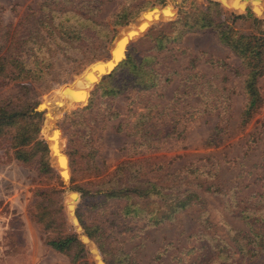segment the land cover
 I'll use <instances>...</instances> for the list:
<instances>
[{"label":"rangeland","instance_id":"1","mask_svg":"<svg viewBox=\"0 0 264 264\" xmlns=\"http://www.w3.org/2000/svg\"><path fill=\"white\" fill-rule=\"evenodd\" d=\"M40 1L0 0L2 24L15 26L21 13L36 8ZM51 1L55 9L66 10L84 0ZM205 1L90 2L98 7L94 19L109 29L113 15L121 13L122 21L112 35L139 12L169 3L172 15L166 10L168 19L148 27L155 35L168 32L165 23L175 17L178 8ZM246 12L264 27V14L255 13L248 3L240 13ZM255 24L247 18L236 21L235 26L253 31ZM145 33L126 46L125 41L118 44L115 54L121 57L134 45L138 55H152L147 66L159 78L153 87L140 88L128 67L117 71L101 88L90 86L96 79L93 73L89 83L81 86L82 75L76 76L81 67L70 69L61 56L55 59L46 81L34 85L36 101L43 98L50 114L42 129L46 141L40 129L39 139L47 149L56 145L63 164L64 153L74 162V173L69 165L61 170L65 183L50 161L49 150L45 164L50 170H46L39 152L27 162L16 160L8 136L0 137V216L5 219L0 264H79L80 259L71 261V249L57 252L46 240L74 232L80 241L79 233L85 235L82 225H97L108 250L125 252L136 264H264L262 250L247 242L241 212L264 213V74L256 81L261 104L241 125L245 70L212 30L188 31L178 40H165L158 46ZM113 86L119 88L118 93L102 91ZM16 93L12 83L0 86V101ZM37 114L42 122L43 115ZM121 161L134 162L131 168L138 179L176 191L191 189L202 202L194 200L155 225L123 216L121 201L116 199H104L93 207L90 202L82 205L98 192L111 191L106 189L114 186L112 174ZM209 184L210 189L204 190ZM67 189L78 191L77 199L73 194L75 203L72 199L69 204H74L80 230L64 205ZM80 242L87 262L95 264L90 245Z\"/></svg>","mask_w":264,"mask_h":264},{"label":"trees","instance_id":"2","mask_svg":"<svg viewBox=\"0 0 264 264\" xmlns=\"http://www.w3.org/2000/svg\"><path fill=\"white\" fill-rule=\"evenodd\" d=\"M90 1H77L78 3L70 9L62 10L55 9L51 0H42L36 8H28L21 13L15 26L4 25L0 19V86L12 83L17 87L16 95L0 101V137L8 136V146L16 160L27 162L39 152L41 166L50 170L45 164L48 149L39 139L41 118L34 111L37 102L34 97L36 96L34 85L46 81L58 56L68 62L70 69L82 68L101 58L105 53V46L113 37L112 29L122 21L120 12L113 15L111 29L106 24L96 21L94 14L98 7ZM222 2L228 11L215 0H206L203 5L191 3L186 9L178 8L175 17L165 23L168 32H158L154 35L151 28H148L144 36L153 38L158 46L165 40L176 41L188 31L212 30L217 41L240 59L245 70L242 82L245 101L239 115L240 124L243 125L262 101L256 81L264 74V27L249 12H240L248 3L255 13L262 15L264 1L222 0ZM166 10L170 15L174 12L169 3L163 8V12ZM157 11L161 9L158 8ZM155 16L157 18V15ZM247 18L256 22L254 30H239L235 26L236 21ZM137 53L135 46H130L117 65L110 72L102 74L91 87L101 88L123 67H128L132 79L136 80L140 88L147 89L156 85L159 80L158 74L147 66L152 55ZM102 91L116 94L119 88L104 87ZM45 123L46 120L43 127ZM42 129L40 132L45 140ZM54 146L56 145L53 144V149L56 150L57 147ZM132 163L134 162L121 161L112 174L114 186L110 184L106 189L111 191L98 192L99 195L87 199L88 201L82 205L90 202L93 207L102 204L104 199H116L121 201L120 213L123 216L137 217L146 225H155L170 219L174 213L184 209L192 201H200L199 195L191 189L182 188L176 191L138 179L136 170L131 168ZM68 165L70 172L74 173V162L71 157L68 159ZM122 175L124 181H120ZM210 187V184L206 185L204 190H209ZM241 212L247 228V242L264 253V213L253 215L250 212L246 215L244 211ZM74 213L77 215L76 209ZM82 230L96 245L104 264H136L125 252H110L97 225H82ZM46 243L57 252L64 253L71 249L72 262L80 259L79 264H92L85 259V247L74 232L49 238ZM88 244L93 251L94 248Z\"/></svg>","mask_w":264,"mask_h":264},{"label":"water","instance_id":"3","mask_svg":"<svg viewBox=\"0 0 264 264\" xmlns=\"http://www.w3.org/2000/svg\"><path fill=\"white\" fill-rule=\"evenodd\" d=\"M218 2H220L221 0H217ZM221 3V2H220ZM148 9H145L144 11H147ZM143 11L139 12V14L137 15V17H135L133 19V24L131 26H126L125 28L123 29H119L112 37V39L110 40V42L106 45V48H105V53L104 55L97 59V60H94L88 64H86L84 67L81 68V71L79 72L78 75L76 76H81V75H84V72L87 70V69H90L92 68V72L93 73H98L99 69L96 67V64L101 62L103 64H105L103 66V71L105 73H108L110 72L116 65L117 63L124 57V54L123 56L121 57H116L115 55V50H116V46L120 43H122L123 41L124 42V46L130 44L131 41L135 40L136 38H138L141 34H143L147 29L148 27L155 22L157 21H162V18H158L159 20H151L150 23H148L144 28H142L141 30H139V24H141V22L143 21L142 20V14ZM174 16V14H173ZM160 17V16H159ZM143 19H146V17H144L143 15ZM123 31V32H122ZM133 31L135 32L134 34H131L130 32ZM124 48V47H123ZM109 64H110V67H109ZM94 67V68H93ZM109 67V68H108ZM102 75V74H101ZM100 75V76H101ZM100 76L98 78H96V80H93L91 82V85L94 83V82H97L100 78ZM74 80V79H73ZM72 80V81H73ZM71 81V82H72ZM71 82H68V83H63L61 84L60 86H67L68 84H70ZM90 85V86H91ZM88 92V91H87ZM53 95V94H51ZM51 95H49L48 97H46L47 99V103L48 101L51 99ZM44 110V112H42ZM34 111H36L37 113H41L43 115V119H42V122H41V127H40V130L43 128V124L45 122V120L47 121V118L48 116L50 115L49 114V111H47V104L45 103V100L43 98H41L34 106ZM54 126L56 127L55 125V121H54ZM48 150H49V157H50V161H52L58 168V170L60 172H57L61 181L62 182H66L63 177L61 176V170L63 167H67L68 169V159H67V155L66 153L65 154V164L62 163V161L59 159V152L58 151V148H56L55 151H53V149H51L50 146H48ZM63 151L65 152V149L63 148ZM63 164V165H62ZM65 165V166H64ZM68 175H69V170H68ZM68 180V179H67ZM74 193L77 194V197L76 199L78 198V191L77 190H74V191H71V190H66L65 192V195H64V205L66 207V211L68 213V216H70L72 218V223L74 224L75 228L77 230H80L78 224H77V221L74 217V204L70 206L69 202L73 199L74 201ZM76 201V200H75ZM74 201V203H75ZM79 239L80 241H82L84 244H88L90 243L88 238L79 233ZM92 246V245H91ZM93 247V246H92ZM93 254V257H94V262L95 264H103V261L101 259V257L98 255V253L95 251V249H93V251L91 252ZM95 256H97L95 258Z\"/></svg>","mask_w":264,"mask_h":264},{"label":"bare ground","instance_id":"4","mask_svg":"<svg viewBox=\"0 0 264 264\" xmlns=\"http://www.w3.org/2000/svg\"><path fill=\"white\" fill-rule=\"evenodd\" d=\"M221 2V4L223 3L222 2V0L220 1ZM166 6V4L165 5H163V6H154V7H150V8H148V10L147 11H144L143 10V15H144V17H146V19H143V15H142V22H141V24H139V30H141L142 28H144L149 22H151V20H155V15H157V19L158 18H162V20H166V19H168V16L163 12V8ZM158 8H160L161 9V11H157V9ZM160 16V17H159ZM149 17H151V19L149 20ZM170 19V18H169ZM133 24V21H131V22H129L127 25H125V26H123V27H121V29H123V28H125L126 26H131ZM120 29V30H121ZM123 32V31H122ZM132 32V33H131ZM130 33L131 34H134L133 33V31H131ZM117 47V46H116ZM116 55V54H115ZM123 56V55H122ZM116 57L118 58V56L116 55ZM105 64H103V63H101V62H99V63H97L96 64V67L99 69V71H98V73L96 74V73H93L91 70H92V68H90V69H87L85 72H84V75H82L81 77H80V79H79V81L81 82V86L82 85H86L87 83H89V81H90V79H91V77L94 75L96 78H98L101 74H103L104 73V71L102 70L103 69V66H104ZM109 67H110V64H109ZM108 67V68H109ZM94 68V67H93ZM101 70L103 71V72H101ZM93 73V74H92ZM90 74H92V76H90ZM96 80V79H95ZM52 148V147H51Z\"/></svg>","mask_w":264,"mask_h":264},{"label":"built area","instance_id":"5","mask_svg":"<svg viewBox=\"0 0 264 264\" xmlns=\"http://www.w3.org/2000/svg\"><path fill=\"white\" fill-rule=\"evenodd\" d=\"M4 221L5 219L0 216V255L2 253V237L4 233V228H5Z\"/></svg>","mask_w":264,"mask_h":264}]
</instances>
